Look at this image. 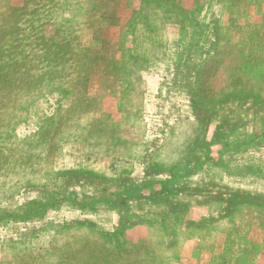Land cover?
Returning a JSON list of instances; mask_svg holds the SVG:
<instances>
[{
  "label": "rangeland",
  "instance_id": "rangeland-1",
  "mask_svg": "<svg viewBox=\"0 0 264 264\" xmlns=\"http://www.w3.org/2000/svg\"><path fill=\"white\" fill-rule=\"evenodd\" d=\"M0 264H264V0H0Z\"/></svg>",
  "mask_w": 264,
  "mask_h": 264
},
{
  "label": "trees",
  "instance_id": "trees-1",
  "mask_svg": "<svg viewBox=\"0 0 264 264\" xmlns=\"http://www.w3.org/2000/svg\"><path fill=\"white\" fill-rule=\"evenodd\" d=\"M40 38H37L38 42L40 43V46L42 47V44L44 46H46L47 48H50L51 46L55 48V50L53 48H51L52 52H53V55H51L52 58L56 57L55 60H57L59 63L61 62H64L66 61L67 57H71L68 53V50H66V48H68L69 46H71V42H68L66 41V38H63V37H58V42L53 38V37H49V36H46L44 35V33H42V35L39 36ZM39 39H41L42 41H40ZM73 47V46H71ZM59 57V58H58ZM49 59V58H48ZM61 66H64L63 64H61ZM55 68H58V67H55ZM55 68H52L53 69V72H52V76L51 77H54V69ZM33 69H30L29 72L30 74H33ZM65 69H62V72H64ZM67 72H65L66 74ZM39 73L36 75L35 73L33 74V76H38ZM25 77L26 78H29L28 74L26 73L25 74ZM31 77V76H30ZM37 78V77H36ZM20 208L23 210V208H26L24 211H30V210H33V211H36V212H40V211H43V209L45 208V203L43 200H40V199H30L27 203H26V206L25 207H17V209ZM16 209V208H15ZM16 219L17 217H20L19 215H16L14 216ZM28 216L25 214L23 217H21L22 219H25L27 218Z\"/></svg>",
  "mask_w": 264,
  "mask_h": 264
}]
</instances>
